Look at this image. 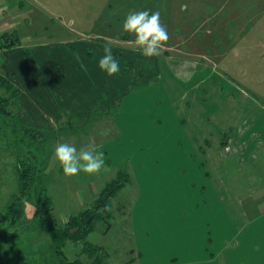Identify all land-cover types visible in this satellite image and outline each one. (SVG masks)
Here are the masks:
<instances>
[{
    "label": "rangeland",
    "instance_id": "obj_1",
    "mask_svg": "<svg viewBox=\"0 0 264 264\" xmlns=\"http://www.w3.org/2000/svg\"><path fill=\"white\" fill-rule=\"evenodd\" d=\"M144 9L160 11L169 32L150 58L122 28L130 10ZM2 10L11 19L0 30L25 45H67L74 57L85 49L94 61L110 44L132 81L115 87L108 115L99 107L68 119L44 144L20 140L0 119V146L10 151L8 165L0 158V211L18 194L17 149L37 163L57 224L90 207L122 168L131 181L112 200L109 223L87 237L107 264H264V150L250 157L264 143V0H0ZM246 122L259 134L246 135ZM58 143L95 145L107 170L66 176ZM80 246L67 241L57 255L29 202L22 220L0 222L10 264H67Z\"/></svg>",
    "mask_w": 264,
    "mask_h": 264
},
{
    "label": "crops",
    "instance_id": "obj_2",
    "mask_svg": "<svg viewBox=\"0 0 264 264\" xmlns=\"http://www.w3.org/2000/svg\"><path fill=\"white\" fill-rule=\"evenodd\" d=\"M19 14H13L15 19ZM6 19L11 18L2 10L0 21ZM14 33H2L0 30V75L7 77L19 89L9 105L11 116L7 121L12 127L34 128L55 135L60 124L71 118L88 119L99 107L101 115H108L109 102H116L115 87L120 88L123 82L132 81L131 74L125 75L123 67L119 75L108 76L102 72L98 66L99 59L90 61L84 58L85 49H79L80 54L74 57V52H69L67 45L55 47L48 42L25 45L21 39L13 46L5 45L3 41H8V38L2 35L16 37ZM245 125L246 135L259 134L257 131L261 127L255 128L249 122ZM253 145L251 143L248 147L246 144L245 152ZM252 150L251 159L264 150V143L259 142ZM0 158L7 162L10 158V151L5 146H0ZM95 191L89 188L91 194ZM94 197L93 194L92 201Z\"/></svg>",
    "mask_w": 264,
    "mask_h": 264
},
{
    "label": "trees",
    "instance_id": "obj_3",
    "mask_svg": "<svg viewBox=\"0 0 264 264\" xmlns=\"http://www.w3.org/2000/svg\"><path fill=\"white\" fill-rule=\"evenodd\" d=\"M12 40H8L5 45L13 46L19 42V37H12L3 34ZM2 46V45H0ZM0 89L5 90V94H0V119L3 126L7 127L8 119L11 116L9 105L14 96L18 93V88L7 78L0 75ZM12 132L17 134L20 132L22 140L27 135L39 144H44L50 141L51 134L39 129L28 127H12L8 124ZM1 128V127H0ZM0 134V143L2 140ZM19 139L17 141H19ZM225 143V142H222ZM19 155L16 164V174L18 182V194L15 196L3 211H0L1 223H16L23 219L25 202L31 203L35 207L36 215L38 214L41 224L48 228L54 252L57 255H64L63 246L67 241L80 244L79 256L68 261L67 264H107L106 253L102 246L96 245L87 240L90 232L94 231L99 222L105 221L109 223V218L112 217V200L118 193L131 181V175L127 170L119 169L115 178L108 181L100 190L96 199L90 207L85 208L78 214L70 216L63 224L54 223L51 220V211L53 209L52 197L47 193V188L42 185L39 176V168L37 163L30 162L24 159L22 151L17 149ZM37 159V158H36ZM12 236V234H4V240ZM85 258H81L82 256ZM0 264H10L0 255Z\"/></svg>",
    "mask_w": 264,
    "mask_h": 264
},
{
    "label": "clouds",
    "instance_id": "obj_4",
    "mask_svg": "<svg viewBox=\"0 0 264 264\" xmlns=\"http://www.w3.org/2000/svg\"><path fill=\"white\" fill-rule=\"evenodd\" d=\"M122 28L124 33L134 35L135 43L145 57L159 55L164 43L169 40L168 28L162 22L158 10H130L123 20ZM103 52L98 61L99 69L108 76L119 75L120 59L114 55L112 46L105 44ZM54 155L62 166L63 173L69 177L80 173L98 174L101 169L107 170L105 153L95 145L78 150L74 144L58 143Z\"/></svg>",
    "mask_w": 264,
    "mask_h": 264
}]
</instances>
